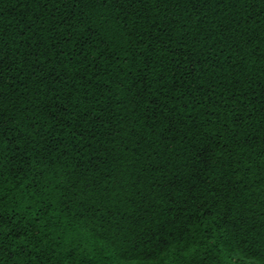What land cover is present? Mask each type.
Instances as JSON below:
<instances>
[{
	"label": "trees",
	"instance_id": "1",
	"mask_svg": "<svg viewBox=\"0 0 264 264\" xmlns=\"http://www.w3.org/2000/svg\"><path fill=\"white\" fill-rule=\"evenodd\" d=\"M0 264L264 256V0H0Z\"/></svg>",
	"mask_w": 264,
	"mask_h": 264
},
{
	"label": "snow or ice",
	"instance_id": "2",
	"mask_svg": "<svg viewBox=\"0 0 264 264\" xmlns=\"http://www.w3.org/2000/svg\"><path fill=\"white\" fill-rule=\"evenodd\" d=\"M4 196L5 193L3 191V184L2 181H0V200H2ZM116 255L122 258L115 261V264H159L157 261L127 255L124 252H120L119 249L117 250ZM240 264H245V262L240 261ZM246 264H264V256H260L258 253H252L251 258L246 262Z\"/></svg>",
	"mask_w": 264,
	"mask_h": 264
}]
</instances>
